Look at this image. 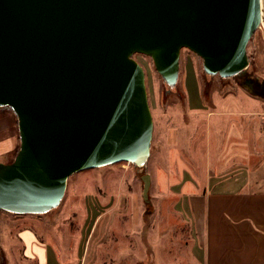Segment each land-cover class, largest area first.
<instances>
[{
  "label": "water",
  "instance_id": "95a60500",
  "mask_svg": "<svg viewBox=\"0 0 264 264\" xmlns=\"http://www.w3.org/2000/svg\"><path fill=\"white\" fill-rule=\"evenodd\" d=\"M262 8V0H0V129L15 131L7 152L16 144L0 161V211L49 214L75 173L127 162L148 217L153 119L134 56L151 59L166 95L178 93L185 49L201 60L207 92L218 76L264 102L249 57ZM0 264H9L1 244Z\"/></svg>",
  "mask_w": 264,
  "mask_h": 264
},
{
  "label": "rangeland",
  "instance_id": "374dc122",
  "mask_svg": "<svg viewBox=\"0 0 264 264\" xmlns=\"http://www.w3.org/2000/svg\"><path fill=\"white\" fill-rule=\"evenodd\" d=\"M262 7L261 27L251 39L249 57L264 77V0ZM134 59L145 71L153 119L145 165L151 177V214L145 218L140 182L131 164L81 170L68 179L55 211L45 215L0 211V244L10 264H154L153 256L160 264H190V231L187 223L176 224L184 218L174 208L179 199L173 194L178 191V165L184 161L191 166L193 144L195 153L204 146L205 139L199 141L197 135L213 121L206 119L207 113L220 110L221 102L223 109L243 110L240 101L246 96L232 80L223 83L218 76L212 77L207 92L201 60L185 49L180 53L176 95L165 94L150 58ZM6 115L0 112V125ZM15 147L7 152L6 143H0V161L8 162ZM176 250L182 255L178 262Z\"/></svg>",
  "mask_w": 264,
  "mask_h": 264
},
{
  "label": "crops",
  "instance_id": "0c3cea01",
  "mask_svg": "<svg viewBox=\"0 0 264 264\" xmlns=\"http://www.w3.org/2000/svg\"><path fill=\"white\" fill-rule=\"evenodd\" d=\"M244 95L243 110L221 102L207 113L213 121L197 135L204 146L195 153L193 144L191 166L178 165L174 208L184 218L176 224H188L190 264H264V102ZM14 136L0 129V143Z\"/></svg>",
  "mask_w": 264,
  "mask_h": 264
}]
</instances>
